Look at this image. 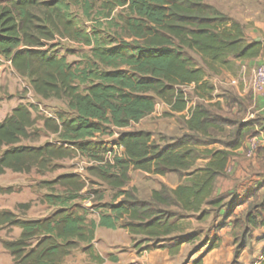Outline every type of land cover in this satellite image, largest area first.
I'll use <instances>...</instances> for the list:
<instances>
[{"label":"trees","instance_id":"trees-1","mask_svg":"<svg viewBox=\"0 0 264 264\" xmlns=\"http://www.w3.org/2000/svg\"><path fill=\"white\" fill-rule=\"evenodd\" d=\"M103 2L104 18L117 7H123L127 16L117 25L118 36H122L117 38L116 46L103 51L93 49L96 62L113 69L84 70L81 81L90 83L81 93L74 83L78 76L64 60L44 49V42L58 33L72 37L66 25L69 4L62 0H0V57L9 60L18 74L29 79L36 95L66 100L73 117L46 119L45 126L52 127L62 141L77 146V149L51 143L39 147L14 146L30 137L28 129L33 124L26 106L15 107L0 122V174L6 169L27 172L72 152L83 155L92 147L90 142H83L85 139L105 134L108 127L123 129L137 123L151 114L159 101L167 104L171 112L188 111L185 133L160 145L153 132L123 131L118 135L120 154L111 152L108 158L105 143L101 156L91 151L94 166L87 168V172L93 171L111 189H116L120 199L104 206L97 223L89 222L88 238L83 218L74 212L61 210L48 219L34 221L16 220L7 212L0 213V224L10 222L21 229L17 239L4 242L15 264H55L61 251L71 247V241L89 243L97 225L124 229L138 252L167 249L170 255H176L182 244L196 238L195 233L178 234L179 220L189 216L201 219L220 211L225 204L222 193H216L218 181L224 177L233 151L255 133L253 123L214 113L210 105L197 103L187 108L183 88L193 84L203 89L207 72L218 73L223 67L234 68L237 60L258 57L264 51V43L248 41L237 21L204 0ZM84 4L88 16L90 1L83 0ZM124 35L127 38H121ZM211 130L227 132V140L220 143L222 148L202 150L201 145L209 144L204 139L210 137ZM4 147L7 148L3 150ZM259 151L264 152V146ZM201 157L208 160L197 165ZM135 171L150 175L176 173L184 178L175 188L163 185L153 190L148 200H141L124 189ZM69 178L82 181L74 174ZM262 181L236 203L254 200L241 217L234 219L233 261L251 244L254 231L264 227V194L258 195V190L264 187V178ZM82 186V182L78 183L76 190ZM233 207L229 208V215ZM31 241L35 242L33 246ZM212 242L206 237L191 252L207 246L203 252L206 253L214 247ZM201 256L194 264H199ZM259 264H264V254Z\"/></svg>","mask_w":264,"mask_h":264},{"label":"rangeland","instance_id":"rangeland-1","mask_svg":"<svg viewBox=\"0 0 264 264\" xmlns=\"http://www.w3.org/2000/svg\"><path fill=\"white\" fill-rule=\"evenodd\" d=\"M62 1L69 4L66 25L73 35L70 37L58 33L52 40L44 42V49L48 50L53 57L64 60L69 69L78 76V79L74 81L76 88L79 92L84 93L90 83V80L81 81L80 76L84 75V70L102 72L113 69L112 66L97 63L93 49L103 51L116 46L117 38H120L121 35L118 36L120 31L117 25L121 24L122 19H125L127 15L123 7H117L109 17L104 18L106 9L103 8V0H89L91 10L88 11V16L84 13L83 0ZM204 1L214 5L223 13L226 12L225 14L228 16L229 14L236 15L235 21L238 23L239 21L245 22L246 12L240 10L243 0ZM246 1L250 2L249 6L252 8L262 6L264 20V0L261 6L256 3V0ZM253 20H248V27L252 25ZM246 37L250 38L247 34ZM121 38H127V36L124 35ZM86 40H90V42L86 43ZM196 59L198 60V58ZM263 61L264 59L261 62ZM261 62L250 66L238 63L234 68L223 67L214 74L207 72L204 78L206 85H203V89L197 88L193 84L183 88L187 95V108L197 103H203L207 106L210 105V109L214 113L235 120L239 119L243 123L248 122L256 125V120L264 121V106L257 108L252 100L253 94L260 93L256 92L252 86V76L254 68ZM238 91L243 95H239ZM23 105L31 112L33 124L28 129L31 134L30 137L21 139L14 146L39 147L45 143H51L77 149L75 144L62 141L59 134L52 130V127L45 126L46 119L58 121L73 117V113L67 108L66 100L55 97L44 99L36 95L29 79L18 74L9 60L0 57V122L4 121L15 107ZM211 105L217 106L212 107ZM187 115V110L180 113L171 112L167 104L159 101L156 103L154 111L137 123H132L123 129L108 127L105 134H96L92 138L85 139L83 142H90L92 147H89L90 149L86 153H82L83 155L72 152L66 157L52 159L45 166L34 167L27 172L6 169L0 174V213L7 212L16 220L34 221L48 219L61 210L66 213L74 212L83 218V230L88 238L91 235L89 222L97 223L99 213L104 211V206L120 199L116 189H111L93 171L87 172V168L94 166V162L89 156L91 151L93 154L101 156L105 144L109 150H116L117 147L114 146L116 137L121 132L130 130L153 132L158 143L165 145L185 133L184 121ZM257 134L258 132L255 131L253 135H248L242 146L233 151L226 173L218 181L219 188H225L221 191L225 205L220 211L211 212L201 219H198L197 216H189L179 220L181 232L178 234L195 233L196 238L191 243L181 245L178 252L181 254L177 253L179 256L176 257L174 264H188L189 262L194 264V261L202 254L199 264H203L204 258L210 254L209 251L203 253L207 246L195 253L191 251L206 237L213 239L214 247L211 249L210 257L214 258L216 251L212 252V250L221 247L222 238L227 235L231 239L228 244L232 247V257L225 264H259L264 251V236L258 239L253 236L251 244L242 251L238 260L233 261L234 219L241 217L248 204L254 201L253 198H249L246 202L237 205L236 203L243 196L236 197L235 191L244 188L248 194L250 193L249 189L260 185L264 178V152L260 153L259 151L261 143ZM226 135L227 132L211 130L210 137L204 139L209 141V144L201 145L200 148L202 150L222 148L220 143L227 140ZM252 137H255L256 144L250 151L249 144ZM103 143L105 144L103 145ZM6 148L4 147L3 150ZM207 160L208 158L205 157L198 158L196 164L202 165ZM72 174L80 176L82 181L70 179L69 176ZM182 179L183 177L180 178L176 173L150 175L135 171L124 189L141 200H148L153 190L160 189L163 185L173 188L172 186L181 183ZM80 182L83 183V186L76 190V186ZM261 194H264V187L258 190V195L261 196ZM231 205L235 207H233L232 214L229 215L228 210ZM220 225L223 227L218 228ZM20 232L21 229L13 223L0 224V264H15L11 253L4 247V242L17 239ZM140 238L136 237V239ZM34 243V241L30 242L32 246ZM70 244L71 247L66 246L65 250L61 251V256L55 264H129V249L137 255L145 251L138 252L134 249L131 235L120 227L109 229L97 225L93 229L92 239L89 243L73 240ZM192 256H195L194 261H190ZM117 260H120V263H117Z\"/></svg>","mask_w":264,"mask_h":264},{"label":"crops","instance_id":"crops-1","mask_svg":"<svg viewBox=\"0 0 264 264\" xmlns=\"http://www.w3.org/2000/svg\"><path fill=\"white\" fill-rule=\"evenodd\" d=\"M251 2L253 3V1ZM256 3L261 6L262 5L261 3H263V0H256ZM242 4L243 6L240 5V10L246 12V17L244 18L245 22L239 21V24L241 25L243 29L245 37H246V34L250 36V38L246 37V39L248 41L259 40L261 43H264V20H263V15H262L263 13L262 6L252 8L251 6H249L250 2L246 0H243ZM229 16L232 19L234 18V20L237 19L235 18L236 15L229 14ZM252 19H254L253 23L252 25L248 27V24H249L248 20H252ZM263 59H264V51L256 58L249 59V60H237L235 61V65L240 63L241 65L245 64V65L250 66L254 63L261 62ZM238 94L243 95L242 92H239V91H238ZM252 100L254 101V104L256 105L257 108H262L264 106V90L260 93L253 94ZM254 127H255V131L258 132L257 138L259 142L261 143V146H264V121H260V123H257L256 125H254ZM218 185L216 186V193H221V191H223L225 188L223 189L222 187L219 188ZM176 186H177V183L172 187L174 188ZM247 192L248 191L245 190L244 188L238 191H235L236 197L237 196L242 197ZM253 236L255 239H258L261 236H264V227H261L255 230V234ZM229 242H231L230 236L227 235L225 236V238L223 236L221 247L214 248L212 250V252L216 251L214 258L211 259L210 257L211 255V250H210L209 251L210 254L207 257H205L204 260L202 259L203 264H225L227 261H229L232 257V247L229 246L228 244ZM178 254H181V252ZM178 254L171 257L167 249H154V250L140 252L139 255H137L133 253V250L129 249L128 256L130 257L129 264H174V261L176 262V257L179 256ZM262 254H264V251L262 252ZM194 259H195V256H192L190 258V261H194ZM117 263H120V260L119 261L117 260ZM188 264H191V262H189Z\"/></svg>","mask_w":264,"mask_h":264},{"label":"built area","instance_id":"built-area-1","mask_svg":"<svg viewBox=\"0 0 264 264\" xmlns=\"http://www.w3.org/2000/svg\"><path fill=\"white\" fill-rule=\"evenodd\" d=\"M252 86L256 92H261L262 90H264V61L258 64L254 68L253 76H252ZM263 111H264V108H263ZM250 140L251 142L249 145H250V151H251L255 147L256 139L255 137H252ZM114 144H115L114 146L117 147V149L114 151L109 150L107 152L108 158L111 157V152H113L112 154H115V153L120 154L121 146L119 145L118 137H116Z\"/></svg>","mask_w":264,"mask_h":264}]
</instances>
